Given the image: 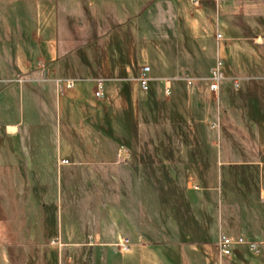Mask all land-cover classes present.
Instances as JSON below:
<instances>
[{
    "label": "crops",
    "instance_id": "1",
    "mask_svg": "<svg viewBox=\"0 0 264 264\" xmlns=\"http://www.w3.org/2000/svg\"><path fill=\"white\" fill-rule=\"evenodd\" d=\"M76 1L0 0L6 10L56 12L41 18L38 37L7 26L28 97L0 104L9 120L0 132V264H97L121 237L132 242L121 264H141L144 253L159 257L148 264H264V52L234 46L218 4L215 19L204 11L213 0ZM129 22V34L117 32ZM248 41L264 50V33ZM218 58L217 97L209 77ZM59 79L91 81L93 97L58 98ZM223 235L247 243L226 258Z\"/></svg>",
    "mask_w": 264,
    "mask_h": 264
},
{
    "label": "rangeland",
    "instance_id": "2",
    "mask_svg": "<svg viewBox=\"0 0 264 264\" xmlns=\"http://www.w3.org/2000/svg\"><path fill=\"white\" fill-rule=\"evenodd\" d=\"M12 1V0H7ZM204 6V11L209 12V14L213 15L215 19L216 14V5L218 4V13L220 16V25H221V31L223 34H227V30H225L226 26H231L233 29V44L234 46H243L247 45L250 48L254 50V53H258L261 55V52H264V50H260L257 47H254L252 43H250L248 40L252 37L256 36L257 34H263L264 33V0H213L211 2V5L205 1H202ZM75 4H82L87 5L83 0H77ZM186 10L197 12V10L192 7L189 3L186 4ZM7 14L0 13V55L5 54L6 52L4 48L9 47L10 52L7 54V62L1 65L0 69L5 71L6 75L3 77V75H0V104H3L5 101H13L16 105H18L20 100H23V97L27 99L28 97V91L27 88L23 91L20 90L19 81L17 80L19 77H21V73L16 70V67L13 65V55L12 52H14V48H12L13 43L9 42L8 39V27L11 26L13 23L18 24V31L20 35L22 36V32L24 29H29L31 31L35 32L36 37L40 36V30L41 27L39 26V23L41 21V18L45 17H51L52 19L56 20V12H46V11H40L39 9H18V10H5ZM88 11L86 12H80V17L84 18L87 17ZM112 15L114 12H111ZM121 17L125 18V22L127 19H129L130 12H120ZM83 15V16H82ZM58 18H64L65 15L64 12H59ZM57 18V19H58ZM87 19V18H86ZM117 18L116 20H118ZM82 20V19H81ZM114 20V19H113ZM115 21V20H114ZM113 21V22H114ZM123 21V22H124ZM133 22L127 23L125 27L118 28L117 32L123 31L124 28L127 29V32L129 34V28L131 25H133ZM213 28V27H212ZM216 28V27H215ZM125 29V30H126ZM228 29V28H227ZM2 31H5L6 33H3ZM17 31V32H18ZM131 31V30H130ZM226 31V32H225ZM229 31V30H228ZM147 28H144V36H147L146 34ZM3 38H6L8 40L3 41ZM244 42V43H240ZM229 45V44H228ZM12 48V49H11ZM230 46L225 47L224 44L221 46L219 50V54L222 58H224V55L226 54V51H228ZM135 49V47H134ZM88 51V48L80 49V52ZM216 50L218 48L216 47ZM257 51V52H256ZM150 58H144L140 62L141 67H145V65H149ZM200 63L197 61H191V66H197ZM149 67V66H148ZM50 74L49 76L51 77ZM14 78L15 80H5L9 78ZM59 80H67V79H59ZM58 81V80H57ZM76 89L69 92L66 91L65 94L59 93L57 94L58 98H72L76 97V94H80V96L83 95L86 99H91L93 96L91 94V89L93 90L94 84L91 83V81H76ZM56 84V82H55ZM41 92H42V98L49 99L51 96V89L48 86V84L41 83ZM37 87V88H38ZM85 87V91H82ZM74 89V88H73ZM38 90V89H37ZM40 93V91L38 90ZM73 92V93H72ZM78 92V93H77ZM9 123L8 116L3 115V117H0V132L1 130H4L5 126ZM124 254L120 252L118 249H109L107 251H104V253L99 257L97 264H121L124 258ZM142 256V262L141 264H148V262L152 263V261H157V254H148L145 253L141 255ZM163 262V261H162ZM157 264H163L158 259ZM164 264H166V260L164 261ZM168 264V261H167Z\"/></svg>",
    "mask_w": 264,
    "mask_h": 264
},
{
    "label": "built area",
    "instance_id": "3",
    "mask_svg": "<svg viewBox=\"0 0 264 264\" xmlns=\"http://www.w3.org/2000/svg\"><path fill=\"white\" fill-rule=\"evenodd\" d=\"M192 4L196 7L201 6V1L200 0H191ZM216 39L219 43L223 42L224 38L222 34L217 32ZM223 66V61L218 58L216 61V65L211 68L210 70V91L215 94L217 97L219 96L220 93V82L224 79L223 75L221 73V69ZM151 68L148 66L140 68V78L139 81L141 83V86L143 90H148V85H149V74H150ZM185 80L191 81L192 79L190 77H185ZM75 80H58V88H59V93L64 94L65 91L72 90L75 87ZM103 84L104 81L99 79L96 81V90H95V97L98 99L103 98ZM233 86L234 88L238 89L240 84L239 81L236 79L233 81ZM166 95H169L170 89L167 87L165 91ZM63 163H68V161H63ZM197 189V188H196ZM246 244L247 242L243 238H239L238 240L233 241L231 238L223 235L220 237L217 246L219 249V252L223 257L229 258L232 255L231 248L233 244ZM249 248L253 253H258V246L256 243L249 242ZM132 245V242L129 238L127 237H121L118 242L116 243L117 248L119 249L120 252L124 253L130 250V247Z\"/></svg>",
    "mask_w": 264,
    "mask_h": 264
},
{
    "label": "trees",
    "instance_id": "4",
    "mask_svg": "<svg viewBox=\"0 0 264 264\" xmlns=\"http://www.w3.org/2000/svg\"><path fill=\"white\" fill-rule=\"evenodd\" d=\"M5 10H6V9H3L2 7H0V13H1V14H3V13H4V14H5V13L7 14V12H6ZM2 12H3V13H2ZM20 253L23 254V252H20ZM17 254H18V253H17Z\"/></svg>",
    "mask_w": 264,
    "mask_h": 264
}]
</instances>
